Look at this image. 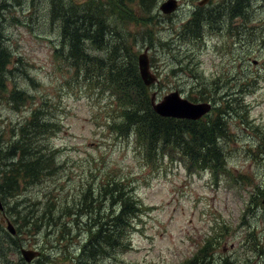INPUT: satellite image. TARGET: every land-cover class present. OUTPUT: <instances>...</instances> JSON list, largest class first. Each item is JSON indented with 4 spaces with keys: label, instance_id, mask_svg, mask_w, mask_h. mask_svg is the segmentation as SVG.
<instances>
[{
    "label": "rangeland",
    "instance_id": "rangeland-1",
    "mask_svg": "<svg viewBox=\"0 0 264 264\" xmlns=\"http://www.w3.org/2000/svg\"><path fill=\"white\" fill-rule=\"evenodd\" d=\"M73 1L81 7L87 0ZM161 1L157 0L156 8L141 25L115 24L127 38L128 53L130 58L135 57L136 65L138 54L145 46L149 47V72L155 77V82L148 87L149 95L155 92L156 99H160L177 90L183 97L192 99L203 83L216 76L227 82L235 74L239 82L245 77L241 69L246 68V76L259 74L255 75L259 80L248 81L242 97L249 105L246 106L248 120L241 116L246 114L243 111L230 116L226 110L221 111L227 115L221 126L226 133H218L217 140L224 154L225 168L216 174L195 164L189 169L186 160L174 151H164V156L149 159L144 147L132 135H117L113 129L105 128V111L110 109L109 105L114 107V102L98 86L92 87V91L85 87L90 81L70 79L71 67L63 52L60 58L55 56L53 45L58 42V28L57 22L52 24L48 18L51 0H0V23L9 48L14 58L22 59V66L27 68L25 72L34 81L32 84L21 73H15L12 79L7 76L8 91L17 86L30 97L15 107V101L8 96L0 97V142L12 137L17 126L46 97L55 106L54 117L60 126L51 140L61 149L56 156L60 166L53 175L44 176L41 182H28L10 200L4 197L9 206L16 199L9 207L12 212L36 206L41 209L47 201L54 202V206L46 212L48 225L39 234H34L35 228L27 231L30 227L23 226L14 235L16 247L2 242L0 237V264H26L20 255L21 247L40 251L41 264H72L84 231L81 225H76L72 237L65 235L56 242L58 233L52 230L58 225L54 221L58 219L60 225L71 220L64 208L57 207L78 201L83 184L98 182L105 172H117L119 177L132 181L133 191L144 209L133 221L128 247L112 251L94 264H188L206 238L218 232L226 237L218 246L214 240L209 242L208 248L214 249L215 254L230 255L235 264H264V205L261 203L264 194V0H209L203 4L199 2L202 0H179L183 5L168 19L158 14ZM190 1L199 9L215 7L235 17V32L230 26L226 31L228 50L219 47L214 53L210 43L204 47L200 42L177 41L182 27L196 16ZM126 5L130 7L136 2ZM244 5L245 18L242 15L236 18L230 7L243 9ZM205 33L213 40L220 37L211 28ZM237 39L242 49L238 48ZM100 53L97 52L99 56ZM246 53H251L252 63L243 65L239 59ZM253 60L257 63L253 64ZM63 80L69 81L68 84ZM237 81L227 82L230 90ZM219 86L217 95L225 87L224 82L220 81ZM205 114L214 117L218 111L213 109ZM5 216L15 230L17 224L12 215L5 213ZM98 221L101 220L96 218L93 229L99 225ZM0 223L1 230L6 231L1 212ZM46 230L48 235H42ZM259 237L263 243L261 258L251 250ZM28 264L38 263L35 259Z\"/></svg>",
    "mask_w": 264,
    "mask_h": 264
},
{
    "label": "trees",
    "instance_id": "trees-1",
    "mask_svg": "<svg viewBox=\"0 0 264 264\" xmlns=\"http://www.w3.org/2000/svg\"><path fill=\"white\" fill-rule=\"evenodd\" d=\"M51 2L48 18L52 24L56 21L58 28V42L53 45V52L59 58L60 52H63L64 59L71 67L68 71L70 79L74 78V82L79 79L90 81L87 83L90 91L93 90L92 87L98 86L99 90L114 102V107H109L112 110L113 122L108 120V128H112L117 135H132L138 144L144 147L145 156L149 159L162 156L164 151H174L185 159L190 167L195 164L215 174L225 168L222 158L224 154L218 146L217 134L226 133L221 126L227 115L240 114V111H243L246 114L241 116L248 120L246 106L249 105L242 97L248 89V81L259 80L255 79V75L259 74L247 75L239 82L234 78L237 81L235 88H229V91L226 90L225 79L220 76L206 82L213 92L208 91L205 88L207 84L203 83L198 95L191 100L214 102V111H218V115L214 117L199 120L161 117L151 107L149 88L143 84L138 74L135 57L129 56V42L115 25H141V22L150 17L152 9L156 8L157 0H87L81 7L73 0ZM128 2H136V5L128 7ZM243 11L244 9L238 6L235 9L236 16L242 14L245 18ZM147 35L145 34L144 39H147ZM6 39L0 23V97L6 95V99L8 96L15 101V107L18 102L24 99L27 101L30 95L17 86L8 91L7 76L12 79L15 73H21L32 84L34 81L25 72L27 68L22 66V59L14 58ZM238 44L241 45L239 40ZM97 52H101L104 57L101 58ZM239 60L243 65L251 64L252 55L246 53ZM241 70L243 74L246 72V68ZM63 81L66 82L65 85L69 82ZM220 81L224 82L225 87L220 88L217 95ZM40 103L42 105L32 109L29 118L17 126L12 137L0 142V200L4 206L3 214L12 215L16 221V233L23 226H28L30 228L27 231L35 228L34 234H39L41 229L48 225L46 212H50L54 206V202L47 201L41 209L36 206L30 210L20 209L18 212H12L9 207L16 199L10 206L3 201L6 196L8 200L17 196L26 188L28 182H41L44 176L53 175L60 166L56 156L61 149L51 140L60 131L59 121L54 117L55 106L46 97L42 98ZM222 110H226L227 115L221 112ZM220 115H224V118ZM116 174L117 172H105L98 182L89 181L83 184L78 201L61 203L57 207L64 208L68 213L66 216L71 220L60 225L58 219L54 221V224L58 225L52 230L58 233L56 242L62 240L65 235L72 237L76 225H81L84 231L83 242L72 264H94L97 259L112 251H122L128 247L133 221L143 211L144 206L133 191V182ZM60 216L61 214L58 215ZM96 218L101 221H98L99 225L93 229ZM213 234L188 264H235L230 255L222 252L218 255L214 253V249L208 248L210 241L214 240L218 246L226 237L222 232ZM42 235H48V230L43 231ZM0 237L2 242L16 247L14 235L2 231L1 223ZM255 243L256 246L251 250L261 258L262 238L259 237ZM40 256L43 257L42 254ZM36 261L41 264V259Z\"/></svg>",
    "mask_w": 264,
    "mask_h": 264
},
{
    "label": "water",
    "instance_id": "water-1",
    "mask_svg": "<svg viewBox=\"0 0 264 264\" xmlns=\"http://www.w3.org/2000/svg\"><path fill=\"white\" fill-rule=\"evenodd\" d=\"M177 8L176 0L163 1L159 9L164 13H170ZM148 47L137 56V66L139 75L145 85H149L154 81V76L149 72V58L147 56ZM151 106L153 110L162 116H171L178 118L199 119L202 115L208 112L211 108V104L208 102H191L186 98L180 96L177 90L163 96L161 101L155 102V93L151 94ZM262 203H264V196L262 197ZM0 210H2V204L0 201ZM7 229L11 234L15 233L12 224L7 222ZM22 257L26 262H30L35 256L38 255L36 250L24 249L20 250Z\"/></svg>",
    "mask_w": 264,
    "mask_h": 264
},
{
    "label": "flooded vegetation",
    "instance_id": "flooded-vegetation-1",
    "mask_svg": "<svg viewBox=\"0 0 264 264\" xmlns=\"http://www.w3.org/2000/svg\"><path fill=\"white\" fill-rule=\"evenodd\" d=\"M208 1L209 0H202L199 2H200V4H203V3H206ZM161 2H160V4H161ZM176 4H177L176 10L179 9L181 5H183L182 1L179 2V0H176ZM190 4L193 5L191 10L196 14V16L194 15L195 19H193V21L190 24L182 27L180 34L177 36V41L184 40V41H190L191 43L200 42V44H203L204 47H206V45H208L210 43V46L214 50V52L217 51V49H219V47H222L223 51L228 50L229 49V47H228L229 37L226 34V31L228 30V28L230 26V28L233 29V32H235V26L234 25H235V23H237L234 19L235 17L233 15H231L230 13L222 12L221 10H219L215 7L207 8V9H199V8H197L196 5H194L193 2L190 1ZM230 9L235 12L234 8L230 7ZM157 11H158V14H160L165 19H168V17L172 13L175 12V11H173L172 13H169V14H163L159 11V6H158ZM241 15H237L236 18H242ZM211 21L213 22L212 25L210 24ZM207 28H211V29L215 30L220 35V37H219L220 39L218 37L215 38L213 36L214 37V40H213L210 35H207L205 33ZM233 35H235V33ZM207 37L209 40H206ZM237 42H238V39H237ZM239 47H242V46L238 44V48ZM188 56H190V55L188 54ZM216 77H218V76H216ZM194 78H197V77L194 76ZM220 78H222V77L220 76ZM222 79H224V78H222ZM230 79H234V76L232 78H229V80ZM229 80L227 82H229ZM229 88H230V85L226 84V90L229 91Z\"/></svg>",
    "mask_w": 264,
    "mask_h": 264
}]
</instances>
